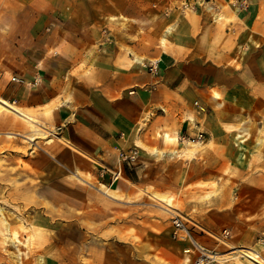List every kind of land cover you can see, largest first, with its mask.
<instances>
[{"label": "crops", "instance_id": "1", "mask_svg": "<svg viewBox=\"0 0 264 264\" xmlns=\"http://www.w3.org/2000/svg\"><path fill=\"white\" fill-rule=\"evenodd\" d=\"M189 1L0 0V196L44 264H182L159 204L186 191L219 194L212 232L262 224L264 0Z\"/></svg>", "mask_w": 264, "mask_h": 264}, {"label": "rangeland", "instance_id": "2", "mask_svg": "<svg viewBox=\"0 0 264 264\" xmlns=\"http://www.w3.org/2000/svg\"><path fill=\"white\" fill-rule=\"evenodd\" d=\"M0 112L7 111L0 109ZM72 180L76 184H83L79 176ZM217 196L219 194L215 192L195 194L186 191L179 197L172 195L161 198L159 206L166 211L168 218H171L170 214L181 217L194 237L214 252L216 261L213 264H252L247 255L254 257L255 253L258 254V263L264 264V219L257 227H252V221L248 219V226L243 225L235 230L232 226H223L215 232L208 230L197 220L209 215L207 210L212 206L210 198ZM0 197V220L3 228V233L0 234V264H44V236L30 222L32 210L18 207L15 193H3ZM181 243L188 244L182 264H193L190 244Z\"/></svg>", "mask_w": 264, "mask_h": 264}, {"label": "built area", "instance_id": "3", "mask_svg": "<svg viewBox=\"0 0 264 264\" xmlns=\"http://www.w3.org/2000/svg\"><path fill=\"white\" fill-rule=\"evenodd\" d=\"M242 5L244 8H247L248 1L247 0H230L231 4ZM183 8L186 10H196L197 3L196 0H191L183 4ZM14 82H21L18 78L12 79ZM188 143L196 145L201 144L205 141V134L200 133L196 137L187 139ZM121 161L134 162L137 158V151L130 150L128 152L120 153ZM171 238L178 242H188L192 248V260L193 264H213L216 261V255L213 251L209 250L206 246H204L201 242H199L193 235L192 231L188 228L183 219L179 216H174L172 218V232Z\"/></svg>", "mask_w": 264, "mask_h": 264}, {"label": "bare ground", "instance_id": "4", "mask_svg": "<svg viewBox=\"0 0 264 264\" xmlns=\"http://www.w3.org/2000/svg\"><path fill=\"white\" fill-rule=\"evenodd\" d=\"M0 103H1V101H0ZM3 103V102H2ZM8 108H10L11 110H13L14 108L13 107H11L10 105H8V104H6V103H4ZM6 108V107H5ZM15 111V110H14ZM175 216V215H174ZM246 257V256H245ZM256 257H258V254H256L255 253V256L254 257H252V256H248L247 255V258H248V260L252 263V264H259L258 263V261L256 260Z\"/></svg>", "mask_w": 264, "mask_h": 264}]
</instances>
